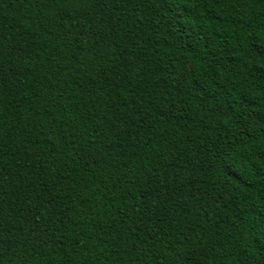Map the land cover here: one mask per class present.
<instances>
[{
  "label": "trees",
  "instance_id": "16d2710c",
  "mask_svg": "<svg viewBox=\"0 0 264 264\" xmlns=\"http://www.w3.org/2000/svg\"><path fill=\"white\" fill-rule=\"evenodd\" d=\"M0 264H264V0H0Z\"/></svg>",
  "mask_w": 264,
  "mask_h": 264
}]
</instances>
